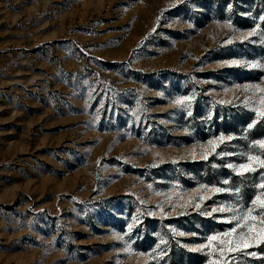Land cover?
<instances>
[{
  "label": "rangeland",
  "instance_id": "rangeland-1",
  "mask_svg": "<svg viewBox=\"0 0 264 264\" xmlns=\"http://www.w3.org/2000/svg\"><path fill=\"white\" fill-rule=\"evenodd\" d=\"M249 63L264 0H0V264H207L233 217L259 226L264 169L227 167L264 157Z\"/></svg>",
  "mask_w": 264,
  "mask_h": 264
},
{
  "label": "snow or ice",
  "instance_id": "snow-or-ice-1",
  "mask_svg": "<svg viewBox=\"0 0 264 264\" xmlns=\"http://www.w3.org/2000/svg\"><path fill=\"white\" fill-rule=\"evenodd\" d=\"M255 32V29L247 33V36H251ZM230 63H236V61H231ZM249 68L252 67H264V65H256L253 63L248 64ZM261 79H264L262 77ZM256 88V91L260 94L259 96V107L255 109L256 115L259 117H264V88L259 87L258 85L252 86ZM193 99L192 96H181L174 103L186 105L187 102H190ZM256 121H252L248 125V128H251ZM225 139L231 140L232 137H224V136H217L213 139L207 141L208 149H206L202 156L204 160L208 159L209 154L216 152L218 148V142L222 143ZM254 144H257L264 149V139H258L254 141ZM193 157L195 158L198 154L192 153ZM220 156H223L224 153L220 152ZM229 168H235L236 173L238 175H244L246 173L256 171L257 167L264 169V157L249 154L247 156L246 163H240L238 168L236 166L229 164L227 165ZM223 184H228V180H224ZM259 188L264 189V181H262L259 185ZM201 190L210 188L213 193H221L225 191H233V189H227L224 187L216 186V185H199ZM234 191L239 194V189H234ZM205 196L202 194H197L196 197L190 200H184L182 203L178 204H170L169 207H181V208H188V207H195L200 208V201H203ZM252 205H258L259 209L264 212V196H257L251 201ZM217 209H213L215 212ZM223 211V208L220 209ZM162 211V210H161ZM253 209L249 208L247 212L243 214L242 217H233L234 220H237V224L235 227L231 228L228 232L223 234L224 238L219 241L216 245V259L209 258L207 264H227L230 261L231 257L229 253L232 252H239L244 251L246 255L257 257L261 254L256 252L247 251L248 249L258 246L264 243V218H261L259 221V226L254 223L257 220L256 215H253ZM206 214V213H202ZM182 234V233H181ZM218 234L209 235L207 240L210 242L208 247H212L211 242L217 241ZM117 239H120L118 236ZM227 258V259H226Z\"/></svg>",
  "mask_w": 264,
  "mask_h": 264
}]
</instances>
